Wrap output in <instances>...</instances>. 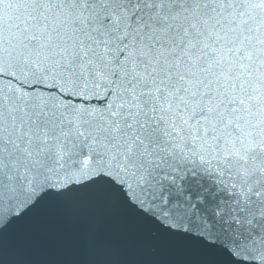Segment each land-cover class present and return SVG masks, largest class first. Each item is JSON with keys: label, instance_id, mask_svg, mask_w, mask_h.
<instances>
[{"label": "snow or ice", "instance_id": "obj_1", "mask_svg": "<svg viewBox=\"0 0 264 264\" xmlns=\"http://www.w3.org/2000/svg\"><path fill=\"white\" fill-rule=\"evenodd\" d=\"M0 264H264V0H0Z\"/></svg>", "mask_w": 264, "mask_h": 264}, {"label": "water", "instance_id": "obj_2", "mask_svg": "<svg viewBox=\"0 0 264 264\" xmlns=\"http://www.w3.org/2000/svg\"><path fill=\"white\" fill-rule=\"evenodd\" d=\"M29 227H30V222H28V221L20 222V223H17L13 226V228L11 229V233L13 235H15L17 233L26 231ZM47 258H56V257H55V255H50Z\"/></svg>", "mask_w": 264, "mask_h": 264}]
</instances>
